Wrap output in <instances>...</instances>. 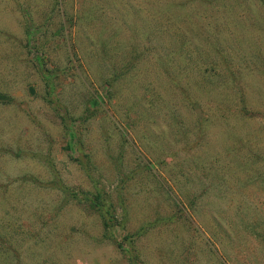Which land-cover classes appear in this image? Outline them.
<instances>
[{"label":"rangeland","instance_id":"1","mask_svg":"<svg viewBox=\"0 0 264 264\" xmlns=\"http://www.w3.org/2000/svg\"><path fill=\"white\" fill-rule=\"evenodd\" d=\"M0 264H264L262 0H0Z\"/></svg>","mask_w":264,"mask_h":264},{"label":"trees","instance_id":"2","mask_svg":"<svg viewBox=\"0 0 264 264\" xmlns=\"http://www.w3.org/2000/svg\"><path fill=\"white\" fill-rule=\"evenodd\" d=\"M262 2L264 3V0H262ZM26 44H27V42H26ZM54 185L57 187V189H60L62 192H65L67 195L73 196V194H75L71 191V189L69 187L64 186L63 184H54ZM83 196L86 198V200L88 201V203L91 207H96L98 209L103 208V206L100 205V202L102 200V195L100 193H97L96 195H93L92 197L88 196V195H83ZM100 196H101V199H100ZM106 211H107V209H106ZM103 222L106 226H108V220L106 218ZM119 245L121 246V244H119Z\"/></svg>","mask_w":264,"mask_h":264}]
</instances>
